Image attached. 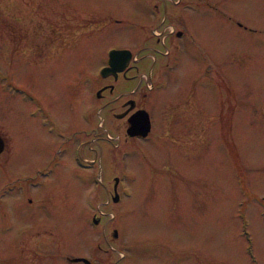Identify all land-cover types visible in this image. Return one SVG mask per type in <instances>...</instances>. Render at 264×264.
<instances>
[{"label":"rangeland","instance_id":"obj_1","mask_svg":"<svg viewBox=\"0 0 264 264\" xmlns=\"http://www.w3.org/2000/svg\"><path fill=\"white\" fill-rule=\"evenodd\" d=\"M261 1L0 0V264H264ZM121 48L140 61L104 76Z\"/></svg>","mask_w":264,"mask_h":264},{"label":"flooded vegetation","instance_id":"obj_2","mask_svg":"<svg viewBox=\"0 0 264 264\" xmlns=\"http://www.w3.org/2000/svg\"><path fill=\"white\" fill-rule=\"evenodd\" d=\"M208 1H210V0H208ZM256 2V1H255ZM262 2V5L264 6V0H262L261 1ZM231 3H233L232 2V0H227V2H226V4L229 6V4H231ZM229 16V18H231V15H228ZM234 21L240 26V27H243V28H246V29H251V30H254V31H256V28L255 27H252V26H249V25H246L243 21H241V20H239V19H236V18H234ZM169 25H171V24H169ZM160 29H161V26H160ZM168 34L170 35V36H177V37H182L183 35H185V32L183 31V30H181V29H177L175 26H174V28H172L171 29V31H168ZM159 39V38H158ZM159 41H161L160 39H159ZM166 43V42H165ZM185 49H186V46L185 45H183V44H181V43H179V42H177L176 41V45H175V49H174V51H171V50H169L167 53H168V55H167V57H168V59L167 58H163V60L162 61H164L163 63H161L160 64V67H159V69L161 68V67H163V68H169V70L170 69H172L173 68V65H174V62L173 61H175V64H177V63H180L179 62V60L177 59V58H179V53L181 52V56L183 55V53H185ZM174 53V54H173ZM175 54H178V55H175ZM173 56H175L174 57V59H173ZM138 61H140L139 60V58H137L136 59V62H134L133 64H131L124 72H120L119 73V75H118V77H115L114 75H111V76H109L108 78H110V77H113L115 80H118V79H120L122 76H126V75H128V72L132 69V67H134L136 64H137V62ZM107 85H110V86H107ZM158 85V83H156V84H154L153 85V89L156 87ZM105 86H107V88L106 89H104L102 92H101V96H99V97H101V98H106V95H107V93H104L105 91H107V90H109V92L110 93H113L114 91H115V89H116V86H115V84L113 83V82H111V83H108V84H105L103 87H105ZM102 87V88H103ZM141 87H142V82L140 81V82H138V84H137V86L134 88V92H138L140 89H141ZM31 96V95H30ZM118 96H120V97H122V95L121 94H118L117 95V97ZM117 97H115V98H117ZM31 98H34V96H31ZM110 100V99H109ZM109 100H107L106 101V104L109 102ZM130 100V101H129ZM129 100H126V101H123V105L125 106L126 105V109L124 110V112L125 111H127V110H129L128 111V114H126L128 117L130 116V115H132L137 109H140V108H144L143 106H136V105H138L137 103H136V101H134L133 100V98H132V100L131 99H129ZM131 101H133L134 103L132 104V103H130V104H128V106H127V102H131ZM134 107V108H133ZM127 113V112H126ZM114 115H116V116H118V115H121V113H116V112H114ZM128 117H125L127 120H128ZM41 124L42 125H44V126H47L48 128H50L49 129V131L50 132H53V134L55 135V137H58L59 138V136H61V133H59L58 132V126L56 125V126H51L50 125V123H49V121L44 117L42 120H41ZM46 127V128H47ZM47 130V129H46ZM55 132V133H54ZM150 135V134H149ZM136 138H140V139H147L149 136H147V137H139V136H135ZM5 141H6V139H5ZM6 146H7V142H6V145H5V148H6ZM4 148V149H5ZM29 179L28 180H30V181H33V180H35L36 178H35V176H34V174L33 175H30L29 177H28ZM44 184L45 183H41V182H33V183H28L26 186H25V189H26V193H33L34 192V189H36V188H38V187H42V186H44ZM15 186L16 185H13V186H11V183H10V185H9V188L10 189H12V190H14L15 189ZM25 189H24V191H25ZM3 194V192H1V195ZM34 200V198L33 197H29V203L31 204L32 203V201ZM29 207H28V209L27 210H31L30 209V205H28ZM26 210V211H27Z\"/></svg>","mask_w":264,"mask_h":264},{"label":"water","instance_id":"obj_3","mask_svg":"<svg viewBox=\"0 0 264 264\" xmlns=\"http://www.w3.org/2000/svg\"><path fill=\"white\" fill-rule=\"evenodd\" d=\"M132 51L130 49H113L110 52L109 66L102 69L104 76L115 74L118 77L119 72L125 70L129 65L132 58ZM101 94V90L98 92ZM133 104L134 102L131 101ZM152 128V120L150 112L147 109L141 108L133 113L129 118L128 133L133 136H147ZM5 148V140L0 136V153ZM119 177H116V187L119 184ZM117 189V188H116ZM117 191V195L114 197L115 200L120 198V194ZM114 235H118V230L115 229ZM74 261H89L86 257H74Z\"/></svg>","mask_w":264,"mask_h":264}]
</instances>
